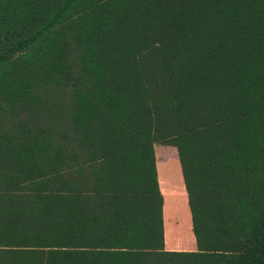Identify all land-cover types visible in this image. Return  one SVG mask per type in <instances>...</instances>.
I'll use <instances>...</instances> for the list:
<instances>
[{
  "label": "trees",
  "instance_id": "trees-1",
  "mask_svg": "<svg viewBox=\"0 0 264 264\" xmlns=\"http://www.w3.org/2000/svg\"><path fill=\"white\" fill-rule=\"evenodd\" d=\"M0 264H264V0H0Z\"/></svg>",
  "mask_w": 264,
  "mask_h": 264
},
{
  "label": "crops",
  "instance_id": "crops-1",
  "mask_svg": "<svg viewBox=\"0 0 264 264\" xmlns=\"http://www.w3.org/2000/svg\"><path fill=\"white\" fill-rule=\"evenodd\" d=\"M159 160L156 161L157 179L160 184L159 189L163 196V226H164V248L166 251L191 252L196 250L194 235L191 228V216L187 203V195L184 184L183 189L175 191L172 178H176L177 172L173 167L167 172L168 177L163 174L166 168ZM178 173L183 183L181 169L177 158ZM170 167V166H169ZM167 167V168H169ZM175 173V174H174ZM176 175V176H175ZM179 190V189H178ZM183 194V195H178ZM172 207V212H171ZM174 216H172V214ZM173 231V234L171 233Z\"/></svg>",
  "mask_w": 264,
  "mask_h": 264
},
{
  "label": "rangeland",
  "instance_id": "rangeland-1",
  "mask_svg": "<svg viewBox=\"0 0 264 264\" xmlns=\"http://www.w3.org/2000/svg\"><path fill=\"white\" fill-rule=\"evenodd\" d=\"M155 157H156V161L159 160V162L161 164H164L166 166L165 169L161 168L163 170V174L165 176L168 177V173L167 172L168 171L170 172L173 167L175 168V170L177 172L176 173L177 176L175 175L176 178H174V180L172 178V181L174 183L173 184L174 185V189H175V191L182 190L183 189V183L180 180L179 173H178V168H177L178 165L176 164L177 163V158H178L176 150L174 148H172V147H165V146L156 145L155 146ZM167 167H169V168H167ZM171 212H172V207H171ZM172 216H174V215L172 214ZM173 231L174 230H172V232H171L172 234H173Z\"/></svg>",
  "mask_w": 264,
  "mask_h": 264
}]
</instances>
